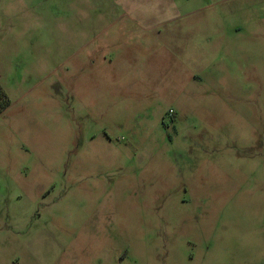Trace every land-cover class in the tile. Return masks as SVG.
Wrapping results in <instances>:
<instances>
[{"label": "rangeland", "instance_id": "rangeland-1", "mask_svg": "<svg viewBox=\"0 0 264 264\" xmlns=\"http://www.w3.org/2000/svg\"><path fill=\"white\" fill-rule=\"evenodd\" d=\"M0 85V264H264V0H0Z\"/></svg>", "mask_w": 264, "mask_h": 264}, {"label": "crops", "instance_id": "crops-1", "mask_svg": "<svg viewBox=\"0 0 264 264\" xmlns=\"http://www.w3.org/2000/svg\"><path fill=\"white\" fill-rule=\"evenodd\" d=\"M190 28H193L194 27H189L187 24H179L177 27H176V31L180 32L181 34L185 35L187 34V30H190ZM173 31V30H172ZM165 44L168 43V46L172 47V49L174 48V46H176L177 48H179V45L178 44H175L174 43V40L167 37L165 39ZM184 42L186 43H189V44H193V42H195V40L193 38H191L190 36L184 38ZM167 45V44H166ZM174 50V49H173ZM173 50H171L170 48V51L173 52ZM173 54V53H172ZM177 58L181 61V62H184V61H189V62H192L191 58H188L190 55L187 54H184L183 51L179 50L178 53H177ZM185 58V59H184ZM175 113V112H174Z\"/></svg>", "mask_w": 264, "mask_h": 264}, {"label": "trees", "instance_id": "trees-1", "mask_svg": "<svg viewBox=\"0 0 264 264\" xmlns=\"http://www.w3.org/2000/svg\"><path fill=\"white\" fill-rule=\"evenodd\" d=\"M11 104V101L5 92V90L0 85V114L5 111Z\"/></svg>", "mask_w": 264, "mask_h": 264}, {"label": "built area", "instance_id": "built-area-1", "mask_svg": "<svg viewBox=\"0 0 264 264\" xmlns=\"http://www.w3.org/2000/svg\"><path fill=\"white\" fill-rule=\"evenodd\" d=\"M170 114H172V115H173V114H174V112L171 110V111H170Z\"/></svg>", "mask_w": 264, "mask_h": 264}]
</instances>
